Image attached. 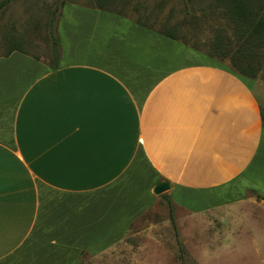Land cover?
<instances>
[{
  "label": "crops",
  "instance_id": "crops-1",
  "mask_svg": "<svg viewBox=\"0 0 264 264\" xmlns=\"http://www.w3.org/2000/svg\"><path fill=\"white\" fill-rule=\"evenodd\" d=\"M56 34L57 68L0 56V264L105 256L161 181L162 198L192 216L264 217L250 79L91 5L64 2Z\"/></svg>",
  "mask_w": 264,
  "mask_h": 264
},
{
  "label": "rangeland",
  "instance_id": "rangeland-1",
  "mask_svg": "<svg viewBox=\"0 0 264 264\" xmlns=\"http://www.w3.org/2000/svg\"><path fill=\"white\" fill-rule=\"evenodd\" d=\"M66 1L105 6L155 30H170L180 43L185 42L182 45L192 49L194 44L203 54L218 32L232 45L235 41L232 23L211 0H9L0 9V56L15 48L49 61V32L54 29L50 20L57 18L60 3ZM259 51L255 68L259 66L260 72L248 79L264 125V46ZM215 60L231 70L228 60ZM160 196L121 244L103 257L81 256L80 264H264L263 216L257 223L247 224L240 211L229 220L221 213L196 217L174 207L171 219ZM249 209L245 207L246 212Z\"/></svg>",
  "mask_w": 264,
  "mask_h": 264
},
{
  "label": "trees",
  "instance_id": "trees-1",
  "mask_svg": "<svg viewBox=\"0 0 264 264\" xmlns=\"http://www.w3.org/2000/svg\"><path fill=\"white\" fill-rule=\"evenodd\" d=\"M8 1L9 0H2L0 2V9L5 6ZM211 3L215 7H220L222 9L221 16L232 23L235 41L232 45V42L227 37H225L226 40L222 39V37H220V32H218L214 37L210 49L204 54L220 61L228 60L233 72L247 78H255L260 72L259 66L255 68L257 65L256 58L262 53L259 51L260 47L264 46V0H211ZM63 4L64 2L60 3L59 11ZM93 7L123 15L105 6L95 5ZM58 16L59 13L57 18L51 17L50 20L54 28L49 32L50 50L48 65L51 69L57 68L60 60V45L55 28ZM134 22L179 42L180 38L175 36L170 30H155L139 20H135ZM181 43L185 42L181 41ZM190 47L200 51L194 44L190 45ZM14 50L27 54L21 49L14 48L6 52L5 56L9 55ZM33 58L37 59L36 57ZM164 200L168 205L170 218L173 219V204L167 196L164 197Z\"/></svg>",
  "mask_w": 264,
  "mask_h": 264
},
{
  "label": "water",
  "instance_id": "water-1",
  "mask_svg": "<svg viewBox=\"0 0 264 264\" xmlns=\"http://www.w3.org/2000/svg\"><path fill=\"white\" fill-rule=\"evenodd\" d=\"M169 188L170 185L167 181H161L154 186V188L152 189V193L158 196L165 193L167 190H169Z\"/></svg>",
  "mask_w": 264,
  "mask_h": 264
}]
</instances>
